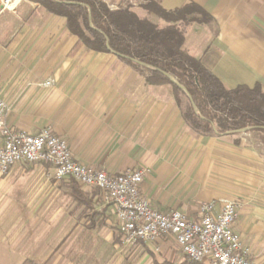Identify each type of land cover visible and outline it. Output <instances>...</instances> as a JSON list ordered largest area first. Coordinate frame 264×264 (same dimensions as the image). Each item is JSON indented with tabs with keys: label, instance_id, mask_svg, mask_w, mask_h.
I'll use <instances>...</instances> for the list:
<instances>
[{
	"label": "crops",
	"instance_id": "0c3cea01",
	"mask_svg": "<svg viewBox=\"0 0 264 264\" xmlns=\"http://www.w3.org/2000/svg\"><path fill=\"white\" fill-rule=\"evenodd\" d=\"M158 1L165 9L200 5L211 18L188 25L183 47L226 87L258 83L264 91V0ZM114 58L86 48L63 17L37 2L18 0L12 9L0 3V96L9 105L10 129L35 134L48 127L67 140L75 160L109 172L144 164L148 172L140 191L162 212L177 209L198 219L203 201H215L217 210L219 199H239L233 230L250 257L263 262L264 144L253 132H195L172 98L159 94L163 87L143 91V77ZM47 79L52 84L43 86ZM49 168L17 163L0 174V223H24L17 232L7 224L1 231L21 261L84 264L93 252L95 227L103 226L110 206L100 196L90 209L78 204L71 178L50 179ZM114 221L117 227L115 216ZM138 243L151 252L167 250L175 240Z\"/></svg>",
	"mask_w": 264,
	"mask_h": 264
},
{
	"label": "trees",
	"instance_id": "16d2710c",
	"mask_svg": "<svg viewBox=\"0 0 264 264\" xmlns=\"http://www.w3.org/2000/svg\"><path fill=\"white\" fill-rule=\"evenodd\" d=\"M31 1L48 13L63 17L67 30L86 48L94 52L110 53V49L120 53L126 57L117 58L137 71L145 83L169 84L181 118L195 132L206 136L237 134L246 128L245 133L253 132L264 144V91L260 85L226 87L199 57L183 47L188 25L211 18L197 3L185 2L165 9L158 0H145L142 8L163 21L158 24L139 16L130 9L129 3L125 6L117 3L115 8H109L108 3L112 2L105 0ZM161 71L169 73L176 82ZM70 187L76 202L89 209L92 201L101 197L96 187L85 190L73 179ZM189 263L185 260L180 264ZM19 264L41 263L26 258Z\"/></svg>",
	"mask_w": 264,
	"mask_h": 264
},
{
	"label": "built area",
	"instance_id": "2783aa9c",
	"mask_svg": "<svg viewBox=\"0 0 264 264\" xmlns=\"http://www.w3.org/2000/svg\"><path fill=\"white\" fill-rule=\"evenodd\" d=\"M0 1L7 9L16 4L15 0ZM52 82L47 79L42 85L49 86ZM8 110V103L0 96V174H7L17 163H46L50 166L46 172L50 179L69 177L80 185L96 187L103 202L112 207L124 243L155 242L162 236H171L191 263L264 264L250 257L233 230L241 206L239 199L221 198L217 210L215 201H203L199 204L198 219H191L177 209L159 211L140 191L148 172L146 166L113 173L86 165L75 160L67 140L48 127L35 134L10 129L5 120Z\"/></svg>",
	"mask_w": 264,
	"mask_h": 264
},
{
	"label": "rangeland",
	"instance_id": "374dc122",
	"mask_svg": "<svg viewBox=\"0 0 264 264\" xmlns=\"http://www.w3.org/2000/svg\"><path fill=\"white\" fill-rule=\"evenodd\" d=\"M105 1L112 2L108 4L109 8H110V5L115 6L116 1H119L118 3L122 4L123 6L129 3L130 9L133 11L135 10L134 12H137V14L139 15L141 13L140 9H142L141 4L145 2V0H105ZM17 2L18 0L16 1V3ZM0 3L2 5L1 1ZM146 14H147L146 17H150V19H152V17L155 16L154 14H149L147 12ZM155 17L156 19L153 18L155 19L154 21L155 23H158V24L163 23L161 19H159L157 16ZM102 54H105V53H102ZM114 56L116 57L114 58L115 61L121 62V60L118 59L116 55ZM149 86L163 87V88H159L161 89L160 91L161 93L159 94L168 95V97H171L172 100L174 101L172 89L169 84L149 85L145 83L143 79L142 90L146 91V88ZM181 99L184 100V97L181 96ZM237 134L244 135L245 132H240ZM254 135L253 137H255V139L258 140V137ZM142 165L144 164H141L140 166ZM30 166L32 165L25 166L27 171H30L31 169ZM66 183H68V181ZM91 188L92 187H89V186H83V189H86V190H90ZM106 206H110V205L107 204ZM103 215H106V220H104L103 226L95 227L94 239H93V243L91 244L93 246V252L88 251L87 256H85L87 261H85L84 264H169V263L180 264L186 260L185 256L181 253L179 247L175 243L167 250L158 249V250H153V251L151 250V252H149V250H147V248L144 247V245H142L141 243L122 242L120 233L118 232V228L114 225L115 221H114V213H113L112 207L110 206V208L106 209V212ZM4 224H7L9 228H13L15 230L17 229L16 230L17 232L23 226L24 223L22 221H13L11 223L10 222L0 223V226H1L0 228V264H19L21 262V255L15 252H12V248H11L12 245L10 244L11 237L5 236L3 232L1 231L2 226H4ZM25 224H29V223L26 222ZM116 237L119 240H116ZM25 240L28 241L29 237H25ZM13 241H14V244L17 242L15 239H13ZM66 257H70V255H67ZM189 264H191V262Z\"/></svg>",
	"mask_w": 264,
	"mask_h": 264
},
{
	"label": "water",
	"instance_id": "95a60500",
	"mask_svg": "<svg viewBox=\"0 0 264 264\" xmlns=\"http://www.w3.org/2000/svg\"><path fill=\"white\" fill-rule=\"evenodd\" d=\"M69 2V1H68ZM109 51L111 52V53H113L114 55H116V56H120V57H126V56H124V55H122V54H120V53H117V52H114L113 50H110L109 49ZM131 60L132 61H134V62H138V63H140L141 65H146V64H144L143 62H140V61H138L137 59H135V58H131ZM170 81H172V82H176L175 81V79L169 74V73H167V72H165V71H161ZM178 85V87L182 90V91H184V92H186L185 91V88L182 86V85H180V84H177ZM187 94V93H186ZM187 97L189 98V99H191V96L189 95V94H187ZM246 130V128H242V129H240V132H244Z\"/></svg>",
	"mask_w": 264,
	"mask_h": 264
}]
</instances>
